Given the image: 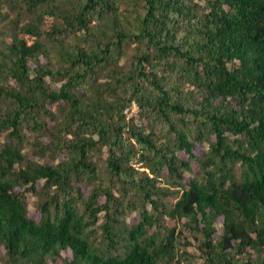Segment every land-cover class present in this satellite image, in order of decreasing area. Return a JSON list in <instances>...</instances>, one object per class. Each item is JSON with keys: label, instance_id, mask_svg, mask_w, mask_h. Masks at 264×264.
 <instances>
[{"label": "trees", "instance_id": "1", "mask_svg": "<svg viewBox=\"0 0 264 264\" xmlns=\"http://www.w3.org/2000/svg\"><path fill=\"white\" fill-rule=\"evenodd\" d=\"M5 5L18 12L0 40L1 264H264V0ZM24 130L57 162L23 152ZM192 159L202 174L184 183ZM28 190H43L36 210ZM126 205L141 206L131 225ZM102 216L107 247L88 234ZM164 216L178 221L162 233Z\"/></svg>", "mask_w": 264, "mask_h": 264}, {"label": "rangeland", "instance_id": "2", "mask_svg": "<svg viewBox=\"0 0 264 264\" xmlns=\"http://www.w3.org/2000/svg\"><path fill=\"white\" fill-rule=\"evenodd\" d=\"M3 11L6 13H2L0 15V40H2L3 38L9 37L11 34V24L8 22L11 18H13L14 16H17V12L18 9H12L10 8L8 5H5L3 7ZM1 16H5L4 18H2ZM25 16H34L32 14L27 13ZM52 19H49L47 22H50ZM62 20H60L61 22ZM20 23H24V19H22L20 21ZM80 33V32H78ZM67 42H69L70 44H81L82 40L80 39L79 34H71L68 38H67ZM53 55H56L57 52L56 51H52ZM134 53V46L133 45H129L127 47V53L125 56H123V58L121 59V67L124 70L129 69L130 64H131V59H132V54ZM50 81V78H49ZM53 82V81H52ZM55 85L59 86L61 84V82H53ZM127 117L128 118H133V121L136 124H141L140 119L138 116V107L136 109L130 110L129 112H126ZM25 136H24V140H23V145H22V151L25 153H28L32 158L39 160L41 162H54L56 163L57 160H53V158H51V156L49 155H45V156H40L37 155V153L34 152V144L33 142L36 139L37 133L35 131H30V130H24ZM70 137V136H69ZM11 138L8 134V131H0V149L1 147L6 144V143H10ZM198 154H200L201 152L198 151ZM107 157V151L106 148L102 149V155H101V160H100V165L102 166V175L106 176L107 175V171H106V167H105V159ZM184 157H187L186 154H184ZM192 161V169L191 170H185L184 172V180L183 182L186 183V181H189L192 177H200L202 174V168L199 165V163H197L194 159L191 160ZM175 178L171 177L169 173L165 172L163 173L158 180V184L161 185H168L170 186L171 190L173 193H171L170 197H168L166 200H168L169 205L173 204L176 199L177 196L180 195V193H178V186L175 184L176 183ZM92 187V185H89L86 189V192L89 191V189ZM43 192V190H39V192H33L31 190L27 191V199H28V207L29 209L32 210H36L38 208V205L40 203V201L43 199V194H41ZM132 200V202H134L133 204H137V202H139V196L135 193L132 194H127V198L125 199V203L127 200ZM140 203V202H139ZM138 203V205H139ZM140 207L138 206L136 208H132L129 207L128 205H126V209L124 211L123 215H120L123 220L126 221L127 224H133L134 222L138 221L140 218ZM149 208L151 209L152 207L149 206ZM106 221L105 217L102 216L97 223L91 225L90 227H88V234L90 237L91 242L98 247H107V243H108V238L106 237V233L103 229V223ZM178 220L176 218H172L169 216H164V218L161 221V225L160 227H155L154 229L156 230H161V232H165L166 228L173 226L174 224H176ZM113 248V247H112ZM194 248L192 246L189 247V250H193ZM1 264V262H0ZM195 264H204L203 259H198L197 262Z\"/></svg>", "mask_w": 264, "mask_h": 264}, {"label": "built area", "instance_id": "3", "mask_svg": "<svg viewBox=\"0 0 264 264\" xmlns=\"http://www.w3.org/2000/svg\"><path fill=\"white\" fill-rule=\"evenodd\" d=\"M137 108V104L135 102H133L130 106H128L125 111L129 112L130 110L136 109Z\"/></svg>", "mask_w": 264, "mask_h": 264}]
</instances>
